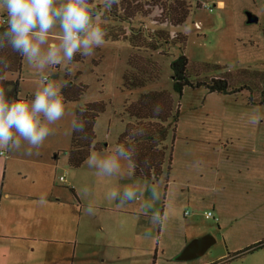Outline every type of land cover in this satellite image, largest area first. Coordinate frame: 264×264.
Wrapping results in <instances>:
<instances>
[{"label": "rangeland", "instance_id": "374dc122", "mask_svg": "<svg viewBox=\"0 0 264 264\" xmlns=\"http://www.w3.org/2000/svg\"><path fill=\"white\" fill-rule=\"evenodd\" d=\"M177 1L185 3L187 14L174 25L165 19L170 12L167 6ZM91 2L106 31L105 44L92 56L77 54L67 68L46 69L63 87L82 83L86 89L78 99L65 102V116L51 126L53 134L39 149L28 154L29 146L22 143L19 150H4L8 160L5 170L0 157V197L5 187H12V192L25 187L31 180H25V175L38 170L42 176L51 173L55 187L68 192L67 202L73 203L77 213L69 227L74 234L66 240H74L76 231L80 234L74 248H69L70 254L75 253L51 264H264V95L260 103H252L250 93L237 85V77L231 78L240 90L236 93L209 92L201 86L185 87L178 94L170 66L175 57L185 54L192 64L193 82L221 78L225 76L222 68L264 73V0H138L144 12L131 18L123 16L121 0L111 8H105L103 0ZM247 12L258 20L247 22ZM0 18L7 19L2 11ZM157 32L165 33L167 41L159 39ZM58 33L57 27L50 36ZM138 39L155 45L151 49L137 46ZM133 53L157 63L160 70L144 86L127 89L123 74ZM198 63L220 65L221 70L194 67ZM39 76L23 58L19 73L6 74L7 79L18 80V92L26 98H34ZM259 80L262 77L251 84L259 86ZM150 91L169 93L173 114L177 111L176 121L170 118L166 123L165 161L158 179L134 177L130 164L107 177L97 175L85 161L78 167L68 163L71 122L79 107L93 101L105 103L94 123V143L102 150H90L103 152L117 143L126 124L133 121L125 111L127 104ZM260 96V92L252 95ZM70 177L78 189L68 183ZM130 183L137 188L136 201L116 207L108 194ZM153 189L159 199L152 198ZM89 206L96 215H88ZM3 207L4 203L0 210ZM206 212L212 216L207 218ZM205 234L215 238L206 251L189 259L176 258L193 239ZM11 241L0 235L3 246H11Z\"/></svg>", "mask_w": 264, "mask_h": 264}, {"label": "clouds", "instance_id": "9594fccd", "mask_svg": "<svg viewBox=\"0 0 264 264\" xmlns=\"http://www.w3.org/2000/svg\"><path fill=\"white\" fill-rule=\"evenodd\" d=\"M119 0H103L105 8H111ZM0 11L7 17L6 27L0 32V50L10 48L19 54L40 73L34 98H26L23 92L10 98L11 88L0 86V149L19 150L26 143L28 154L39 149L45 140L53 134L55 125L65 116V97L59 82L50 78L46 69L71 65L77 54L89 57L96 48L105 44L106 31L101 23L100 14L91 0H0ZM59 33L51 37L53 29ZM10 64L0 57V71H7ZM6 75H0V81ZM81 107L80 112H86ZM74 132H83L82 119L71 122ZM142 133L141 129H132L129 137ZM135 145L115 143L103 152L91 151L85 160L89 169H95L100 176H115L124 165L135 167ZM134 183L126 184L121 190H113L108 199L116 202V207L125 208L137 199ZM153 199H159L158 192L151 191ZM44 198H41V203ZM87 213L96 215L89 206ZM156 219H159L158 217Z\"/></svg>", "mask_w": 264, "mask_h": 264}, {"label": "trees", "instance_id": "16d2710c", "mask_svg": "<svg viewBox=\"0 0 264 264\" xmlns=\"http://www.w3.org/2000/svg\"><path fill=\"white\" fill-rule=\"evenodd\" d=\"M123 16L131 18L133 14L144 12L139 5L138 0H121L120 5ZM170 12L165 21L172 24L182 23L187 14V7L184 2L177 1L170 4ZM164 9V8H163ZM6 25L0 23V32L4 30ZM157 36L161 40L167 41V35L163 32H157ZM181 44H184V38L178 37ZM134 44L151 49V45H155L146 40H135ZM0 57L7 58L10 67L7 71H0V75L7 73H19L22 65V57L12 52L10 48L0 50ZM78 58V57H77ZM129 70L123 74V85L127 89H135L145 85L146 82L157 78L160 67L157 63L143 58L140 55L133 53L128 58ZM208 64L198 63L194 67L207 68ZM173 90L182 94L185 87L199 88L205 87L209 92H218L224 94H231L239 92V88L235 87L232 79L236 78L237 85L243 87L242 90H247L251 97L250 101L254 104L260 103L264 95V73L259 70H240V72L233 73L221 70L220 65L210 66L208 70H221L225 76L221 78L211 79L210 82L196 81L191 79L193 75L190 74L192 64L189 62L185 54L181 53L171 61ZM195 76V75H194ZM256 77H262L259 80V86L251 84V81ZM232 78V79H231ZM239 78V80H238ZM18 80L5 79L0 81V86L11 88L8 92L10 98H14L18 93ZM246 85V87H244ZM238 88V89H237ZM86 86L82 83L78 85L64 86L62 88L63 95L66 101H72L79 98L85 91ZM260 92V98L254 99L253 93ZM86 107V112L81 114L80 108ZM79 107L74 119H82L85 123L83 132H74L72 130L71 143L66 153L68 154V163L73 167L80 166L88 157L92 148L102 150V146L95 142L94 123L98 115L104 111L105 103L103 101H93ZM173 100L169 93L165 91H150L142 93L135 101L130 102L125 107L127 114L133 119L126 124L124 131L119 135L117 143H130L135 145L137 155L135 156V167L131 164V171L134 177L146 180H156L163 172V164L165 161V139L168 133V125L166 124L170 118L176 121L177 111L173 114ZM132 129H141L142 133L135 137H129V132Z\"/></svg>", "mask_w": 264, "mask_h": 264}, {"label": "crops", "instance_id": "0c3cea01", "mask_svg": "<svg viewBox=\"0 0 264 264\" xmlns=\"http://www.w3.org/2000/svg\"><path fill=\"white\" fill-rule=\"evenodd\" d=\"M1 158L5 160L4 169L6 170L8 154L7 157ZM33 162L38 167L43 166L41 162ZM45 166L52 168V165ZM24 178L31 179L25 187L18 186L17 190L12 192V187L7 188L4 185L6 190L2 198L0 197V208L4 203L3 209L0 210V235L12 239L11 246L0 244V264L64 262L67 256L75 253L74 250L70 254L69 248L70 245L74 248L80 234L76 231L74 240H66L74 234H72L74 230L69 231V227L74 213H77L76 207L73 203L67 202L68 192L65 189L55 187L51 173L42 176L39 170L32 171ZM68 183L77 188L72 177ZM0 190H3V182L0 183ZM84 191L93 193L89 189ZM42 197L43 203H41ZM88 197L89 199L84 198L86 203L90 202L95 195ZM66 252L69 253L66 254Z\"/></svg>", "mask_w": 264, "mask_h": 264}, {"label": "water", "instance_id": "95a60500", "mask_svg": "<svg viewBox=\"0 0 264 264\" xmlns=\"http://www.w3.org/2000/svg\"><path fill=\"white\" fill-rule=\"evenodd\" d=\"M258 17L247 12V22H255ZM215 242V238L211 234H205L191 241L178 255L177 259H189L202 254L206 249Z\"/></svg>", "mask_w": 264, "mask_h": 264}, {"label": "built area", "instance_id": "2783aa9c", "mask_svg": "<svg viewBox=\"0 0 264 264\" xmlns=\"http://www.w3.org/2000/svg\"><path fill=\"white\" fill-rule=\"evenodd\" d=\"M4 21H5L4 18H0V23L4 24V23H3ZM0 156H1V157H7V152L4 151V150H0ZM62 178H63V177H61V179H62ZM205 216H206L207 218H210V217L212 216V213H211V212H206V213H205Z\"/></svg>", "mask_w": 264, "mask_h": 264}]
</instances>
